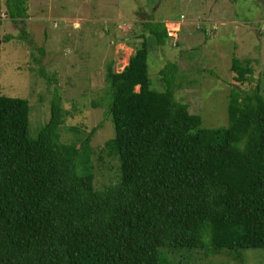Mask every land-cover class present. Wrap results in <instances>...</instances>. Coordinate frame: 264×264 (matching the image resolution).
Instances as JSON below:
<instances>
[{
	"label": "trees",
	"instance_id": "1",
	"mask_svg": "<svg viewBox=\"0 0 264 264\" xmlns=\"http://www.w3.org/2000/svg\"><path fill=\"white\" fill-rule=\"evenodd\" d=\"M4 12L25 34V0H4ZM143 26L157 44L168 37L163 21ZM146 53L141 40L119 70L106 67L113 134L101 150L118 176L99 189L76 171L75 143L58 138V97L29 135L27 99L0 93V264H170L160 247L180 246L242 260L264 247V95L232 84L226 124L203 126L173 96L175 62L158 69V90ZM229 69L244 81L249 59L232 56Z\"/></svg>",
	"mask_w": 264,
	"mask_h": 264
},
{
	"label": "rangeland",
	"instance_id": "2",
	"mask_svg": "<svg viewBox=\"0 0 264 264\" xmlns=\"http://www.w3.org/2000/svg\"><path fill=\"white\" fill-rule=\"evenodd\" d=\"M25 5L22 34L0 0V93L27 99L29 135L58 97V138L75 143L76 171L90 172L94 188L118 176L116 156L101 150L113 134L105 115L104 73L108 65L119 70L141 40L147 44L150 86L163 88L158 69L174 61L173 96L186 102L203 126L226 124L232 84L244 91L257 86L264 95V0H25ZM147 20L163 21L168 37L162 43L143 26ZM232 56L249 59L244 81L233 79ZM241 251L242 260L225 248L206 253L204 247H160V256L170 264H264V247Z\"/></svg>",
	"mask_w": 264,
	"mask_h": 264
},
{
	"label": "crops",
	"instance_id": "3",
	"mask_svg": "<svg viewBox=\"0 0 264 264\" xmlns=\"http://www.w3.org/2000/svg\"><path fill=\"white\" fill-rule=\"evenodd\" d=\"M167 20H164V22H166Z\"/></svg>",
	"mask_w": 264,
	"mask_h": 264
}]
</instances>
